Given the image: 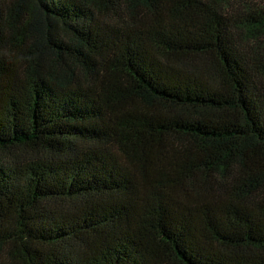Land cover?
<instances>
[{
	"label": "trees",
	"instance_id": "trees-1",
	"mask_svg": "<svg viewBox=\"0 0 264 264\" xmlns=\"http://www.w3.org/2000/svg\"><path fill=\"white\" fill-rule=\"evenodd\" d=\"M0 264H264V0H0Z\"/></svg>",
	"mask_w": 264,
	"mask_h": 264
}]
</instances>
